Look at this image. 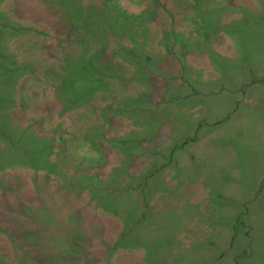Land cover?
Here are the masks:
<instances>
[{"label":"rangeland","instance_id":"rangeland-1","mask_svg":"<svg viewBox=\"0 0 264 264\" xmlns=\"http://www.w3.org/2000/svg\"><path fill=\"white\" fill-rule=\"evenodd\" d=\"M0 264H264V0H0Z\"/></svg>","mask_w":264,"mask_h":264}]
</instances>
